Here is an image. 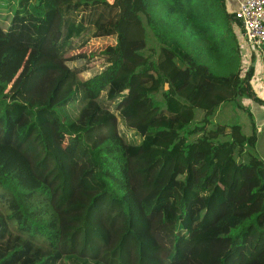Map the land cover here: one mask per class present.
<instances>
[{
	"label": "trees",
	"instance_id": "1",
	"mask_svg": "<svg viewBox=\"0 0 264 264\" xmlns=\"http://www.w3.org/2000/svg\"><path fill=\"white\" fill-rule=\"evenodd\" d=\"M240 30L226 0H0V264H108L79 252L80 190L132 196L163 264H264V154L241 103L264 99ZM220 87L250 134L210 127Z\"/></svg>",
	"mask_w": 264,
	"mask_h": 264
},
{
	"label": "rangeland",
	"instance_id": "2",
	"mask_svg": "<svg viewBox=\"0 0 264 264\" xmlns=\"http://www.w3.org/2000/svg\"><path fill=\"white\" fill-rule=\"evenodd\" d=\"M126 15L133 17L129 11ZM125 28L126 22H123L121 31H124ZM155 45L156 43L149 39V46ZM93 50H95V47L87 48V51ZM255 58L257 60V75L254 80L257 82L254 84L259 96L264 99V62L262 53ZM247 67V65H243V72ZM110 76V74H106L105 76L92 79L93 81L91 82H87L86 86L89 95L92 96L94 87H101ZM216 90L222 95V99L217 103V111L210 117V127L214 128L219 123L236 120L241 122L242 128L244 127L242 132L250 134V122L246 113L236 109L234 103L230 102L228 98L231 95L226 89L220 87ZM242 102L257 117L256 120L254 116L256 122L258 121L256 126L258 138L253 152L258 156H263L264 106L245 98L241 99ZM202 116L203 111L196 109L194 121L200 120ZM60 138L63 141L67 138L64 130L60 133ZM225 138L220 137L219 139ZM125 200L127 202L126 207L116 200L99 195L96 191L80 190L75 194V197L68 205L75 210V216L79 223V252L83 255L98 257L108 264H163L158 257L156 244L148 236L147 223L136 200L130 195H126ZM0 207L5 214H8L6 207ZM11 225L15 227L16 223L11 222Z\"/></svg>",
	"mask_w": 264,
	"mask_h": 264
},
{
	"label": "built area",
	"instance_id": "3",
	"mask_svg": "<svg viewBox=\"0 0 264 264\" xmlns=\"http://www.w3.org/2000/svg\"><path fill=\"white\" fill-rule=\"evenodd\" d=\"M234 13L241 24L237 34L241 52L239 68L244 73L243 65L249 66L252 61L255 64V57L264 48V0H240Z\"/></svg>",
	"mask_w": 264,
	"mask_h": 264
},
{
	"label": "crops",
	"instance_id": "4",
	"mask_svg": "<svg viewBox=\"0 0 264 264\" xmlns=\"http://www.w3.org/2000/svg\"><path fill=\"white\" fill-rule=\"evenodd\" d=\"M239 1L240 0H226V6H227V9H228V11L229 12H234L235 10H236V8L238 7V3H239ZM257 61V60H256ZM254 65V68H255V73H254V75H253V78H252V80H251V84H252V86H253V88H254V90L256 91V93L258 94V91H257V89H256V85L254 84L255 82H257L256 80H254V78H256V75H257V67H256V62H255V64H253ZM258 84V83H257ZM259 95V94H258ZM261 97V96H260ZM243 103V102H242ZM244 104V103H243ZM244 106H245V104H244ZM264 106V105H263ZM236 109H238V108H236ZM260 110V109H259ZM239 113H240V111H239ZM252 115H253V118H254V113H252ZM255 118H256V120H257V117L255 116ZM255 118H254V121H255V124H256V126L258 125V121L256 122V120H255ZM246 119H247V117H246ZM236 121V120H235ZM247 121H248V119H247ZM237 122V121H236ZM237 123H239V124H241V122H237ZM243 125H245V124H243ZM248 125H249V123H248ZM249 127H250V125H249ZM242 129H244V127L242 128ZM250 129H251V127H250Z\"/></svg>",
	"mask_w": 264,
	"mask_h": 264
}]
</instances>
